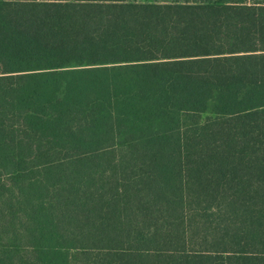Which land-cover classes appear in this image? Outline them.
<instances>
[{
    "label": "trees",
    "instance_id": "obj_1",
    "mask_svg": "<svg viewBox=\"0 0 264 264\" xmlns=\"http://www.w3.org/2000/svg\"><path fill=\"white\" fill-rule=\"evenodd\" d=\"M0 264H264V0H0Z\"/></svg>",
    "mask_w": 264,
    "mask_h": 264
}]
</instances>
